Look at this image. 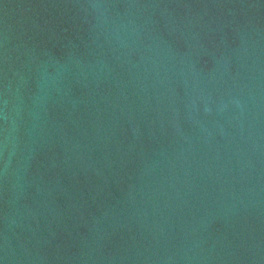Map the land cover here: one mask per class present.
I'll return each mask as SVG.
<instances>
[{"label":"water","instance_id":"95a60500","mask_svg":"<svg viewBox=\"0 0 264 264\" xmlns=\"http://www.w3.org/2000/svg\"><path fill=\"white\" fill-rule=\"evenodd\" d=\"M0 264H264V0H0Z\"/></svg>","mask_w":264,"mask_h":264}]
</instances>
